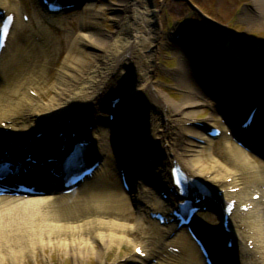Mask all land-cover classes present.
Masks as SVG:
<instances>
[{
	"label": "bare ground",
	"instance_id": "1",
	"mask_svg": "<svg viewBox=\"0 0 264 264\" xmlns=\"http://www.w3.org/2000/svg\"><path fill=\"white\" fill-rule=\"evenodd\" d=\"M12 1L10 4L8 0H0V4L3 3L0 8H7V12L16 11V0ZM119 3L124 4V7L115 15L122 24L112 39L104 38L98 32L84 31L80 35V40L104 49L103 54L97 55L99 59L94 67L87 69L84 74H76L71 71V68H77V65L73 64V58L64 63L51 87L52 78L49 77V69L45 66L50 59L49 31L45 25L49 14L43 16V11H35V23L30 19L23 26V29H27L24 34L17 36V33L12 31L0 63V131L3 133L2 143L9 152H32L33 158L38 161L51 156L50 151L53 148L45 136L51 134L56 140L63 142L62 137H56L57 127H60L61 131L65 125L84 122L88 116L91 119L98 118V103L114 90L123 58L131 53V47L146 42L154 43L155 37L159 35V25H150V21L157 18L154 9L144 5L142 0H119ZM147 11L152 12V15L148 16ZM240 16L245 21L264 26V9H247ZM51 21H54L53 18ZM34 32L42 35L44 41L37 42L33 37ZM182 55L185 60L181 61L182 72L179 75L184 90L181 102L171 99L167 93L154 85L152 80L147 81L152 95L149 100L155 102L156 113L151 112L150 116L159 119L157 123L153 122V125L161 127L155 143L163 167L157 174L159 189L168 188L167 171L175 161L189 177L206 184L211 193L221 190L226 199L235 198L237 202L231 216V228L237 235L233 252L228 250L229 254L224 256V251L219 247L223 231L217 230L214 224H207L197 216V219L200 217L199 228L207 241L212 243L214 250H218V257H224L220 264H264V212L261 210L264 204V161L254 160L251 153L239 147L237 142L234 143L227 135H224V149L216 150L212 143L214 139L208 138L205 132V127L215 125L213 120L206 121L204 126L193 123L194 114L205 103L199 96L204 94L203 96L210 98L212 96L215 101H221L222 96L216 91L221 88V84L223 87L228 84L226 79L229 78L219 75L213 67L214 60L210 58L206 64L199 66V74L191 80L186 62L189 55L184 51ZM202 55L200 64L205 61V54L201 50V54L196 55ZM76 59L80 60V57ZM30 61L37 65L36 69H33ZM230 80L235 83L233 90L243 84V79L240 78L231 77ZM231 85L232 83L227 86ZM121 94L124 99L130 96L124 89ZM238 94L233 91L231 101ZM243 97L247 99L249 106L260 104V100H252L250 91ZM45 98L47 100L43 101ZM207 104L214 105L212 102ZM121 107L122 105H118V110ZM102 108L107 110L108 106L104 104ZM262 111L261 108L260 113ZM239 112L243 114V108ZM210 117L214 118L213 115ZM101 122L109 125L105 120ZM4 123L5 126H2ZM10 126L12 130L6 131ZM96 127L93 132L99 135L97 156L104 157L110 148L111 130L98 133ZM223 130L226 132L228 128ZM38 132L41 134L37 135ZM116 136L119 137L118 134ZM200 138L208 142V150L197 140ZM19 143L28 147L18 149ZM253 143L258 144L254 140ZM258 146L264 156L263 144ZM119 156L134 169L128 157L121 152ZM116 174L107 160L92 179L86 180L72 193L65 194L56 188L45 194L29 196L27 199L1 196L0 264L9 263L5 254L7 251L3 248H15L19 255H23V251L28 249L24 241L31 242L35 247L37 244L42 247H58L74 257L76 264L92 254L98 258V264H112L102 256L107 257L115 244L121 245L125 242L134 243V252L126 258V264H206L199 247L184 227L177 229L174 222L162 225L150 218L152 210H170L173 208L172 203L179 201V198L174 194L170 200H165L157 189L136 184L134 200H131V193L122 187L121 179L117 178ZM235 187L237 190L233 191ZM258 192L261 194L259 200H254L252 196ZM247 201H250L253 207L247 211L241 210L240 206ZM210 204L217 205L213 200ZM134 205L138 215H133ZM5 208L11 210L7 215H2L1 212ZM146 220L150 224H145ZM216 225L220 227L218 223ZM137 233H141L138 242L131 237ZM250 240L252 248L247 245ZM138 246L146 252L145 257L136 254L135 249ZM176 247L179 248L178 252L174 251Z\"/></svg>",
	"mask_w": 264,
	"mask_h": 264
},
{
	"label": "rangeland",
	"instance_id": "2",
	"mask_svg": "<svg viewBox=\"0 0 264 264\" xmlns=\"http://www.w3.org/2000/svg\"><path fill=\"white\" fill-rule=\"evenodd\" d=\"M79 5L74 8L67 9L62 12L52 13L51 18L45 21V25L48 26V39H49V55L50 58L45 65L48 70V75L52 78L50 87L56 82L57 75L61 72L64 63L74 60L77 68H71V71L76 74H84L87 69L94 67L97 55L103 54V48H96L88 41L80 40L82 32L93 33L98 32L104 38L112 39L118 30L121 28L122 22L116 17L115 14L122 10L124 4L119 3V0H78ZM193 2L202 13L193 9L185 0H142L144 5L154 9L157 14V18L150 21L151 26L159 25V35L155 37L154 43H145L139 46L131 47V53H129L121 64L119 76L115 89L118 90L121 84L127 82L130 86V90H141L142 96L149 97L150 93L147 87V81L152 80L154 85L163 90L169 95L171 99L176 102H181L184 98V90L182 83L179 81V75L182 72L181 64L182 59L185 60L182 52H186L190 57H194L196 62L192 58V62L188 59L187 65L189 67V77L192 80L195 76L193 72L192 63L199 64L200 57L196 56L206 54L207 47L217 45L218 52H227L228 55L235 54L240 58L246 67H252L251 62H255L258 65L257 69H263L264 71V26H260L253 22H248L242 19L241 13L247 9H264V0H190ZM12 4L13 1L9 0ZM17 10V22L15 25V33L18 35L24 34L27 29H23V26L27 24V21L23 19L22 10H27L31 18L34 16L35 11H42L36 0H16ZM147 7V8H148ZM150 8L148 10L150 11ZM40 9V10H39ZM148 16L152 15V12ZM187 20L189 25L187 26V34L182 44L174 43V32L179 27V21ZM222 24L228 30H222L215 26V21ZM160 23L162 27L160 28ZM203 26V27H202ZM207 30L208 38L205 40L197 32L201 33ZM213 33V34H212ZM240 33L247 37L251 41V44H242L239 41V47H235L232 44L233 34ZM212 35V36H210ZM209 36L211 38H209ZM210 40V41H209ZM87 42V44H86ZM192 54V56H191ZM80 57V60L76 59ZM189 57V58H190ZM77 62H76V60ZM33 65V69H36L37 65L30 61ZM197 64V68L200 64ZM254 68V67H253ZM262 72V71H261ZM199 74L198 69L196 70ZM260 75V74H259ZM258 77V76H257ZM53 90V89H52ZM257 92V91H256ZM204 94L199 96L203 102H205L200 109L194 114V122L204 124L206 121H211L213 115L215 123L220 124V118L218 116V109L216 106L209 105V97ZM207 97V98H206ZM206 99V100H204ZM46 101L47 99H42ZM136 120H132V124ZM134 127L143 131L140 127ZM158 126L154 127L151 138H158ZM107 130L106 125L100 126V132ZM142 135V132H141ZM121 136V135H120ZM124 137V136H123ZM140 140H142L140 138ZM225 139L223 136L215 138L213 145L216 150L224 149ZM121 143L125 149L124 140ZM205 145V149H209L208 143H202ZM109 161L114 162V156L109 151ZM253 159L257 162L261 161L258 156H253ZM159 171V166L156 165L152 168L151 175ZM114 177V175H113ZM153 181V176H150ZM148 178V177H147ZM144 183L147 188L150 184L143 177ZM151 186H149L150 188ZM152 188V187H151ZM153 189V188H152ZM133 215H138L136 206L134 205ZM10 208H5L1 213L7 215ZM264 207H262V212ZM206 218L214 220L213 215L210 212H205ZM145 224H150L148 220ZM132 238H135L138 242L141 233L132 234ZM24 241V240H23ZM28 246V249L23 251V255H19L15 251V248L5 247L3 248L7 252L8 264H76L74 257L70 254H66L58 247L45 246L37 244L36 247L31 245L29 241H24ZM8 244V241H7ZM2 249V251H3ZM134 252V243L125 242L121 245H114V248L109 253V256H102L107 262L110 260L112 264H126V258L132 256ZM117 261H114V259ZM78 264H98V258L92 254L91 256L84 257Z\"/></svg>",
	"mask_w": 264,
	"mask_h": 264
},
{
	"label": "water",
	"instance_id": "3",
	"mask_svg": "<svg viewBox=\"0 0 264 264\" xmlns=\"http://www.w3.org/2000/svg\"><path fill=\"white\" fill-rule=\"evenodd\" d=\"M255 88H253L252 87V90H254ZM244 91L242 90V92H240L239 93V96L237 97H235L234 99V102L235 101H240V99H241V96H242V94H244L243 93ZM237 94V93H236ZM253 98H252V100L253 101H256V100H258L259 98L263 101L264 100V84H261V83H259L258 85H257V93H254L253 95H251ZM243 97V96H242ZM252 101V102H253ZM247 104V103H246ZM245 104V105H246ZM243 107H245V106H243Z\"/></svg>",
	"mask_w": 264,
	"mask_h": 264
},
{
	"label": "snow or ice",
	"instance_id": "4",
	"mask_svg": "<svg viewBox=\"0 0 264 264\" xmlns=\"http://www.w3.org/2000/svg\"><path fill=\"white\" fill-rule=\"evenodd\" d=\"M137 251H139V249H137Z\"/></svg>",
	"mask_w": 264,
	"mask_h": 264
}]
</instances>
